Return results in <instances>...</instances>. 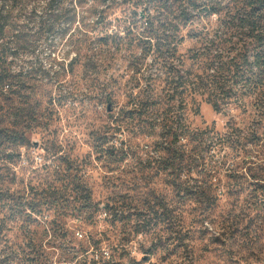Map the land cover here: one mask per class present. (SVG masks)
<instances>
[{
    "label": "rangeland",
    "instance_id": "obj_1",
    "mask_svg": "<svg viewBox=\"0 0 264 264\" xmlns=\"http://www.w3.org/2000/svg\"><path fill=\"white\" fill-rule=\"evenodd\" d=\"M246 1L13 2L5 40L22 24L34 36L11 39L12 68L55 76L3 116L29 142L0 145V264H264V94L216 110L190 82L251 45Z\"/></svg>",
    "mask_w": 264,
    "mask_h": 264
},
{
    "label": "trees",
    "instance_id": "obj_2",
    "mask_svg": "<svg viewBox=\"0 0 264 264\" xmlns=\"http://www.w3.org/2000/svg\"><path fill=\"white\" fill-rule=\"evenodd\" d=\"M15 1L8 2L7 0L8 3L0 7V145L3 144L1 146L2 151L11 148V145H22L23 147L29 142L25 135L26 132L17 128L16 125H20L19 122H15L13 129L2 124L3 116L9 113L8 111L13 107L14 98L22 96L25 101H29L36 95H45L44 93H48V85L55 76L52 65L48 68L43 66L40 68L33 66L30 68L20 67L18 70L12 68L11 61L8 60L11 52V39L12 42L24 44L29 42L31 36H34V34H30L27 24H22L20 29L9 35L10 40H5L8 28L11 26L10 18L15 4L13 2ZM164 6H166L165 3ZM161 7L163 8L162 4ZM43 13H46V15L40 16L41 28L34 32L35 35L42 34V23H47L52 11ZM237 13L241 26L247 32V35L251 37V45L237 50V52L227 56L226 60L221 58V55L208 57L203 72L201 74L197 73L196 79L190 81L195 85L194 89L197 88L202 94H206L207 100L213 104L216 110H221L222 104L229 102L239 93H255L256 87L259 89L258 93L264 94V0H247ZM147 23L153 28L154 22L151 16H149ZM45 29L50 33L54 30V26L48 25ZM204 53L198 51L194 54V57L198 59ZM184 78V75H182V86L189 81L188 78ZM106 101L107 103L111 102V98L108 96ZM38 110V102L29 103L21 108V112L24 111L22 115L27 117L30 113L34 114ZM60 178H71V174L66 172ZM74 180L73 177L69 182L74 183ZM64 187L65 189L68 188L67 185H64ZM59 189L54 186L48 190L50 191L49 198H47L49 203L57 204L63 199V192ZM85 191V198L91 199L90 190L86 188ZM12 205L10 204V207ZM0 206L5 207L4 199ZM32 207L36 210L35 214H43L41 209ZM51 223L53 226L63 227L62 221L58 217L52 218Z\"/></svg>",
    "mask_w": 264,
    "mask_h": 264
},
{
    "label": "built area",
    "instance_id": "obj_3",
    "mask_svg": "<svg viewBox=\"0 0 264 264\" xmlns=\"http://www.w3.org/2000/svg\"><path fill=\"white\" fill-rule=\"evenodd\" d=\"M78 234L81 235L80 232H78ZM102 251H103V252H102ZM101 253H102V256H101V257H109V256H110V252H109V250H106V249H104V248H102ZM96 256L99 257L98 254H96Z\"/></svg>",
    "mask_w": 264,
    "mask_h": 264
}]
</instances>
